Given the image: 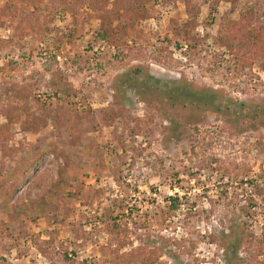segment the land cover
<instances>
[{
  "label": "rangeland",
  "instance_id": "374dc122",
  "mask_svg": "<svg viewBox=\"0 0 264 264\" xmlns=\"http://www.w3.org/2000/svg\"><path fill=\"white\" fill-rule=\"evenodd\" d=\"M16 1L0 0V264H114L115 248L135 264H264V60L236 68L217 42L225 16L264 20V0H91L40 28ZM146 73L204 98L140 92Z\"/></svg>",
  "mask_w": 264,
  "mask_h": 264
},
{
  "label": "trees",
  "instance_id": "16d2710c",
  "mask_svg": "<svg viewBox=\"0 0 264 264\" xmlns=\"http://www.w3.org/2000/svg\"><path fill=\"white\" fill-rule=\"evenodd\" d=\"M16 2L19 3L15 5V10H17L16 12H18L19 16H21L22 21L27 24L31 23L33 26H37L38 28L43 27V24L48 19L49 15H54L55 12L61 7H70L75 12L78 11L79 7L84 4H93L91 0H74L73 2L70 0H17ZM29 3H33V5L37 6L38 12L34 11L33 9H28L26 5ZM132 16H134V14L130 15V17ZM120 34L121 29L119 30L113 27L104 29L100 32V36L109 42L114 40V36ZM27 35L28 33L26 31L20 32V36L23 39L26 38ZM217 42L226 48L229 58L235 64L236 68L252 67L256 61L264 60V20L260 19L254 8L242 9L237 19H232L225 16L223 21L220 23ZM133 70L139 74L143 73L141 67H134ZM146 74L147 75L144 74V76H142V80L138 81L140 92L143 91L145 94H147L148 91V93L152 94V91L158 90L166 96V100L174 105L178 103H184L186 98L192 99L193 101L196 98L200 100L204 98L202 91L198 90L192 92V89L188 86H182L178 84L169 85L167 82L165 83L160 80H156L148 73ZM149 87L155 89L150 90L148 89ZM58 91L61 94L68 96L77 94L76 89H74V87H72V85L68 82H66L64 86L60 87ZM247 104L249 103L242 102V105ZM248 116H250V114ZM44 123L45 121L41 118L37 119V122H35V124H38L40 128L44 126ZM12 124L13 121L9 120L6 123L0 125V148L6 145L9 139H11ZM55 153L56 151H54V154ZM44 155L45 153L32 157L27 163H23L15 168L14 175L16 176L17 187H19L23 181L30 177L34 168L39 164ZM64 170L65 167L60 166L58 171V179L51 183L52 188L60 185ZM55 194L57 193L55 192ZM181 200V197L177 193L174 196H168V211L171 212L179 208V206L182 204ZM117 209H119L121 213H117L115 215L113 208L108 206V210H110L111 213L106 212L104 214V222L106 224H110V219H114L113 224H115V222L119 220L121 214H124L126 211L123 202L117 206ZM235 251L236 250H234V252ZM110 252L114 255V258L112 259L114 264H135L137 261L136 257H139L140 255L133 252L128 254L121 253L118 248L111 249Z\"/></svg>",
  "mask_w": 264,
  "mask_h": 264
}]
</instances>
